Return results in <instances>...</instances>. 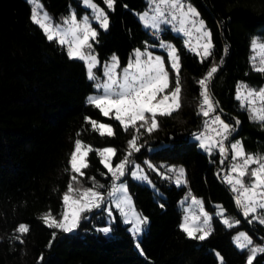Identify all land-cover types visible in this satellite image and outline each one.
Listing matches in <instances>:
<instances>
[{
	"label": "trees",
	"instance_id": "16d2710c",
	"mask_svg": "<svg viewBox=\"0 0 264 264\" xmlns=\"http://www.w3.org/2000/svg\"><path fill=\"white\" fill-rule=\"evenodd\" d=\"M39 1L53 23L68 17L72 9L77 15L86 10L80 0ZM94 1L109 19L107 30L91 23L98 31L91 42L100 61L94 69L98 76L103 77L102 63L111 54L119 58L121 67L135 49L150 47L159 39L172 41L180 57L181 107L170 116L158 115L155 131L140 129L137 143L142 147L133 152L129 171L119 179L133 206L147 218L138 238L140 251L133 245L128 224L111 206L109 234L100 231L106 224L105 201L113 179L95 151L111 146L117 153L112 163L119 162L128 152L134 130L125 132L118 121L87 103V96L98 92L96 81L87 78L83 61L69 59L66 46L49 41L32 23L28 0H0V264H221L216 253L223 264H247L249 250L236 247L231 235L243 229L252 245L264 243V223L260 222L264 212L244 216L230 188L218 179L217 163L209 161L210 154L198 147L192 135L203 118L197 114L201 99L197 81L215 64L218 71L209 91L222 119L235 126L229 143L240 141L247 153L264 154V122L249 119L250 113L240 107L235 94L238 82L252 88L264 83V74L254 71L249 61L251 39L264 37V0H186L211 33L212 55L203 62L168 27L155 32L142 26L137 12L147 7V0H114L113 9L104 0ZM153 50L161 52L169 69L170 88H174L176 73L166 53ZM86 116L108 123L115 134L100 136L85 122ZM76 139L93 151L88 156L89 167L82 170L84 175L78 176L74 187L87 189L95 183L104 201L100 208L83 214L86 219L75 231L64 233L47 227L40 217L49 211L60 216L62 196L74 175L68 161ZM134 164L144 168L152 186L131 177ZM168 167H183L186 184L177 186ZM158 172L171 179L161 178ZM186 192L198 196L207 209L213 208V202L220 203L234 226H226L213 214L212 231L205 240L188 238L179 227L178 202ZM21 223L29 227L25 234L15 231ZM253 264H264V253H258Z\"/></svg>",
	"mask_w": 264,
	"mask_h": 264
},
{
	"label": "snow or ice",
	"instance_id": "6c2138e0",
	"mask_svg": "<svg viewBox=\"0 0 264 264\" xmlns=\"http://www.w3.org/2000/svg\"><path fill=\"white\" fill-rule=\"evenodd\" d=\"M28 2L32 3V0H28ZM82 2L85 7L91 9V19L95 20L100 28L107 30L109 19L106 12L94 0H82ZM148 2L152 15L150 16L149 11H146L139 16L144 27H150L158 32L161 25L170 24L172 25V31L189 36L190 39L186 42V47L195 52L197 56H200L201 62L212 55L211 33L206 29L204 21L199 18V13L195 8L190 4L186 8L184 0H148ZM104 4L108 9H113L114 0H104ZM30 18L32 23L38 25L43 31L49 41H56L62 47L66 46L69 59L83 61L87 69V78L96 81L95 87L98 91V94L90 95L87 98V103L98 109L104 117L118 121L125 132L129 129L134 130V134L127 142V154L115 166L112 163L117 154L115 148L105 147L95 151L97 156L100 157V163L111 174L114 182L113 190L108 195L115 197L117 192L124 193L116 201L115 207L125 216L124 222L131 225L129 231L135 236L143 230L142 226L147 223V218L142 217L133 210L131 213L132 219H128L129 211L126 206L130 204V198L126 195L127 189L123 185L116 187L115 181L129 171L127 167L130 163L129 158L133 152L140 151V147H142L137 143L140 138V129L143 128L148 133L155 131L159 127L156 119L158 115L170 116L181 107L180 57L177 54V49L163 40L159 43V47L166 49L168 64L171 70L176 73L174 88H170L169 69L165 67V60L161 56H154L147 47L143 51L139 48L135 49L127 65L119 72H117L120 67L119 58L113 54L110 62L103 64V77H100L94 71L100 66V61L95 55L91 43L97 39L98 31L90 23L88 15L77 19L76 13H72L63 20V26H61V24L53 23L52 18L47 13L38 14L37 9L33 8ZM193 33L198 34L195 45L191 44ZM261 40H264V37H253L251 39L250 48L254 54L249 57V61L254 71L264 74V42H261ZM258 56L259 64H257ZM217 71L218 66L213 64L203 78L197 81L200 86L199 95L201 98L197 114L211 118L204 121L205 131L193 133V136L199 141V147L209 154L212 153L213 149H218L221 164L225 163L228 153L231 152L230 159L232 163L224 175V181L237 194L236 203L243 209L244 216L248 217L250 213H255L257 209H264V154L247 153L240 141L230 143L226 147L225 142L235 131V126L226 123L219 115H211L215 112L217 106L211 98L209 83ZM236 99L240 102V107L250 113L249 119L264 122V86L252 88L247 83L238 82L236 85ZM84 119L86 123L91 125L92 130L97 131L100 136L111 137L115 134L113 127L107 123H100L87 116ZM239 124L240 121L237 120L236 125ZM92 151L91 146L85 145L80 139L75 140L68 161L74 175L67 185V191L62 196L63 206L59 218L53 216L50 211L40 217L47 227L58 229L64 233H72L79 227L80 222L86 219L84 213L90 212L94 208H100L103 204L104 197L95 190L97 187L95 183L93 187L83 190L74 187V184L78 183V176L84 175L82 170L89 167L88 156ZM135 167L136 170L132 171V176L147 180L148 177L143 174L144 170L139 165ZM148 167L157 171L150 163H148ZM167 172L175 174L174 182L177 186L186 184L183 167H168ZM158 174L163 179H171L162 172H158ZM192 204L200 207V214H186L179 227L188 238L203 241L212 231L209 224L210 217L204 211L202 201L193 196ZM185 211L187 213L189 210L186 209ZM220 214L223 215V209L220 210ZM201 217H203L202 221ZM253 219H256V217L253 216ZM260 222L264 223V220ZM223 223L229 227L234 226L227 219ZM235 223H239V221ZM15 231L19 234H25L29 231V227L21 223ZM100 231L108 233L110 229L104 227ZM55 237L56 232H53V240ZM241 238L245 242H241ZM16 239H20V236H17ZM234 239L239 248L249 250L250 255L247 256V264H253L256 255L264 253V247L249 248L252 240L243 232L239 233ZM21 243H23L22 240ZM51 244L52 241H49V246ZM217 255L219 256V254ZM40 259L42 260L43 257ZM220 260L223 264L222 257H220Z\"/></svg>",
	"mask_w": 264,
	"mask_h": 264
},
{
	"label": "rangeland",
	"instance_id": "374dc122",
	"mask_svg": "<svg viewBox=\"0 0 264 264\" xmlns=\"http://www.w3.org/2000/svg\"><path fill=\"white\" fill-rule=\"evenodd\" d=\"M95 2V1H94ZM96 3V2H95ZM184 3H185V7L187 8V6L189 5V3L186 1V0H184ZM80 4L86 9V10H83L79 15H77V19H80V18H82L83 16H85V15H88L89 16V19H90V23H92L93 21L94 22H96L95 20H92L91 19V16H92V12H91V9H89V8H87V7H85L84 6V4H83V2H82V0H80ZM97 4V3H96ZM30 5H31V11H32V9L33 8H36L37 9V11H38V14H43V13H46V11H45V9H44V7L42 6V4H41V2L39 1V0H32V3H30ZM100 8H102L99 4H97ZM191 5V4H190ZM192 6V5H191ZM193 8H195L194 6H192ZM103 9V8H102ZM146 11H149V15L151 16L152 15V13H151V11H150V9H149V2H148V0H147V7L146 8H144L143 10H141V11H139V12H137V16H138V18H139V16L141 15V14H143L144 12H146ZM72 13H76V11H75V9H72L71 11H70V13H69V15L68 16H70ZM65 18H63V20H64ZM63 20L62 21H60V22H55V23H58V24H61V26H63ZM140 20V19H139ZM140 22H141V24H142V26L144 27V24H143V22L140 20ZM190 26V25H189ZM164 27H168L171 31H172V25H170V24H165V25H161V29L162 28H164ZM146 28V27H145ZM150 28V27H149ZM150 29H152V28H150ZM160 29V30H161ZM207 29V28H206ZM208 30V29H207ZM173 33H175V34H179L180 36H181V38H182V40L184 41V43H186L187 41H189V36H187L186 34H184V33H179V32H175V31H172ZM198 34H196V33H193V36L191 37V44L192 45H195L196 44V36H197ZM161 40H163L165 43H168V44H171V45H173L174 46V44L172 43V41H170L169 39H159L157 42H153V43H151L150 44V47H147L148 48V50L149 51H151L152 53H153V55L154 56H156V55H158V56H161V52H159V51H155V50H153V49H160V50H163L165 53H166V56H167V51H166V49H163V48H161V47H159V43H160V41ZM145 49V48H144ZM144 49H142L141 51H143ZM258 52H259V49L257 50ZM134 52V51H133ZM254 53L252 52V55H253ZM113 54H111V56H112ZM111 56H109V58L105 61V62H103L102 63V69H101V72H102V75H103V64L104 63H109L110 62V58H111ZM132 56H133V54H132ZM131 56V57H132ZM162 57V56H161ZM129 61V60H128ZM128 61H127V63H128ZM127 63L125 64V65H123V66H121V67H119L118 69H117V72H119V71H121L122 69H123V67H125L126 65H127ZM257 64H259V56L257 57ZM86 72H87V69H86ZM261 86H264V83L261 85ZM96 94H98V92H96V93H90L88 96H87V98L90 96V95H96ZM235 94H236V92H235ZM100 123H103V122H100ZM108 124V123H107ZM192 138H194V136H192ZM195 139V138H194ZM199 142V141H198ZM234 142H236V140H232L230 143H234ZM85 145H87V144H85ZM105 147H111V146H103V147H101V148H99V149H103V148H105ZM202 150H204V149H202ZM205 151V150H204ZM205 152H207V151H205ZM70 158V157H69ZM120 162V161H119ZM119 162H117V163H119ZM116 164V163H115ZM115 164H113V166H115ZM136 165H139V164H134L133 165V168L131 169V171H130V175H131V177H133L132 176V171H135L136 170ZM140 166V168H142L143 170H144V168L141 166V165H139ZM255 166V165H254ZM143 174L145 175V171H143ZM134 178V177H133ZM135 179H137V178H135ZM174 179H175V177H174ZM174 179H173V181H174ZM137 180H139V181H142V182H145V183H147L148 185H150V186H152V184L150 183V181L147 179V180H142V179H137ZM175 183V182H174ZM113 184H114V182H113ZM113 184H112V186L109 188V192H111L112 190H113ZM176 184V183H175ZM121 185H123V186H125V183H124V181H122V180H117V181H115V186L116 187H119V186H121ZM177 185V184H176ZM126 187V186H125ZM81 190H83V189H81ZM189 193L190 192H186L181 198H180V200H179V202H178V204H179V207H180V209H181V218H180V224L184 221V217H185V215L187 214V215H199L200 214V207L199 206H197V205H194V204H192V197L194 196L196 199H198V200H200L201 201V199L198 197V196H196V195H193V194H191V195H189ZM124 195V193H120V192H117L116 193V196L115 197H110L109 195H108V198H107V200L105 201V211H106V224L105 225H103V226H101L100 227V229H102V228H104V227H108L109 228V221L113 218V214H112V211H111V209H110V206L111 207H113L114 209H115V211L120 215V217H121V219H122V222L123 223H125L124 221H125V216L115 207V203H116V201L117 200H119L122 196ZM126 195L130 198V196H129V194H128V192H126ZM212 204V206H213V208L212 209H207V208H205L204 206H203V208H204V211H206L208 214H209V217H210V220H211V216L214 214V215H217L218 216V218H219V220L221 221V222H223L225 219H227L226 218V216L223 214V215H221L220 214V210L221 209H223L222 208V206L220 205V203H218V202H213V203H211ZM219 206V207H218ZM126 208H127V210L129 211V217H128V219H132V215H131V213H132V211L134 210L136 213H138V214H140L142 217H145L142 213H140L134 206H133V204H132V201H131V198H130V204L129 205H127L126 206ZM186 209H188L189 211L186 213ZM243 212V211H242ZM257 212V211H256ZM109 213H111V214H109ZM203 220V217H201V221ZM210 220H209V224H210ZM233 223V222H232ZM226 225V224H225ZM227 226V225H226ZM130 227H131V225L130 224H128V226H127V229L129 230L130 229ZM145 227H146V224H144L143 226H142V228H143V230L139 233V234H137V235H133V233L132 232H130L131 233V236H132V240H133V245H134V247H136V249L138 250V251H140V247H139V243H138V238L140 237V235H141V233L144 231V229H145ZM241 232H243V233H245L246 234V236L249 238V239H251L250 238V236L246 233V231H244L243 229H239V230H237V231H235L232 235H231V240H232V242H233V244L236 246V247H238L237 246V244H236V241H235V237H237L238 235H239V233H241ZM104 233V232H103ZM106 235L107 234H109V232L108 233H105ZM241 242H245L244 240H243V238H241ZM249 247H264V243H261L260 245H249ZM239 248V247H238ZM249 255H250V252H249ZM216 256H217V258L218 259H220V256H218L217 255V253H216Z\"/></svg>",
	"mask_w": 264,
	"mask_h": 264
},
{
	"label": "built area",
	"instance_id": "2783aa9c",
	"mask_svg": "<svg viewBox=\"0 0 264 264\" xmlns=\"http://www.w3.org/2000/svg\"><path fill=\"white\" fill-rule=\"evenodd\" d=\"M153 36H155V37H157L158 36V34L157 33H154L153 34ZM212 98V97H211ZM212 100H213V102L216 104V102L214 101V99L212 98ZM216 106H217V104H216ZM212 116H215V115H219L220 117H221V115H220V113H219V110H218V107H216V110H215V112L214 113H212L211 114ZM211 117H204L203 116V118H202V124H201V126L198 128V130L195 132V133H200V132H203V131H205V129H204V121H205V119H210ZM221 119H222V117H221ZM223 120V119H222ZM233 133V132H232ZM232 135V134H231ZM230 135V136H231ZM193 136V135H192ZM197 141V140H196ZM230 143H229V141H226L225 142V145H226V147L229 145ZM197 145H198V147H199V142L197 141ZM230 157H231V152H229L228 153V157L225 159V163L224 164H221L220 163V161H221V156H220V154H219V151H218V149H213V151H212V153L210 154V156H209V161L210 162H216L217 163V169H216V175H217V177H218V179H220L227 187H229L230 188V190H231V187L227 184V183H225V181H224V175H225V173L227 172V170H228V168H229V166L231 165V163H232V161H231V159H230ZM232 191V190H231ZM232 195H233V197H234V199H235V201H236V193H234L233 191H232ZM239 206V205H238ZM239 208L241 209V211H243V209L239 206ZM257 211H263L264 212V209H257Z\"/></svg>",
	"mask_w": 264,
	"mask_h": 264
}]
</instances>
